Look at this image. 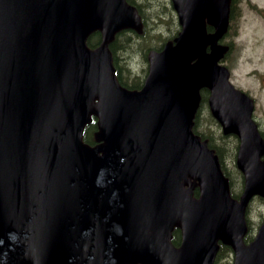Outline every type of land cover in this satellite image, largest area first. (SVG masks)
Listing matches in <instances>:
<instances>
[{"label": "water", "instance_id": "1", "mask_svg": "<svg viewBox=\"0 0 264 264\" xmlns=\"http://www.w3.org/2000/svg\"><path fill=\"white\" fill-rule=\"evenodd\" d=\"M170 1L181 31L129 90L107 47L141 30L126 0H0V264H213L219 243L233 264H264V222L242 239L249 201L264 198V139L252 99L219 64L231 0ZM201 89L239 140V200L191 130ZM91 115L96 146L82 141Z\"/></svg>", "mask_w": 264, "mask_h": 264}, {"label": "rangeland", "instance_id": "2", "mask_svg": "<svg viewBox=\"0 0 264 264\" xmlns=\"http://www.w3.org/2000/svg\"><path fill=\"white\" fill-rule=\"evenodd\" d=\"M137 2L142 4L147 24L152 30V37L148 41L150 47L148 54L151 48L163 45L168 40L167 37L174 36L178 31V24L169 0H137ZM152 7L154 9L150 10ZM156 13L160 14V18L152 19V15ZM234 18L236 35L225 39L224 42H230L232 47L221 63L230 72V83L253 99L252 118L264 135V0H237ZM137 46L134 44L132 47L135 51L133 54L125 51L120 55L122 57L129 55L131 72L143 78L145 73L142 71L146 66L143 57L137 52ZM205 117H207V109L203 108L200 119ZM200 129L206 132L211 131L214 138L220 131L215 126L208 128L206 125H202ZM228 142L229 138H226L224 142L215 139L214 144L220 148L221 156L229 167L231 164L228 161L230 156ZM233 179L234 189L237 190L238 176L236 175ZM245 218L249 232L254 236L257 226L264 220V202L258 198L253 199L248 205Z\"/></svg>", "mask_w": 264, "mask_h": 264}, {"label": "trees", "instance_id": "3", "mask_svg": "<svg viewBox=\"0 0 264 264\" xmlns=\"http://www.w3.org/2000/svg\"><path fill=\"white\" fill-rule=\"evenodd\" d=\"M130 4L134 5L136 9L138 10V13L141 17L142 21V31L140 34H135L133 31H121L118 32L113 41L109 44V49L111 51L112 56V64L114 67V74L120 83L121 86L128 88V89H139L142 86L144 76L147 72V52L150 49L148 46V41L152 37V30L150 28V25L147 24V18L143 11V6L141 3H138L137 0H127ZM237 0H232L230 5V25L227 33L225 34V39L230 37L233 38L236 35L235 31V18H234V8ZM153 10L154 7L150 8V10ZM172 10V9H171ZM152 19H159L160 14L156 13L155 15H152ZM125 35V36H124ZM173 36L167 37L168 39H171ZM122 38V40H121ZM100 42V34L98 32L92 33L88 39L87 44L89 47L93 48L97 46ZM134 44H137V49L139 54L143 57L145 61L146 68L142 71L145 73V75L142 77H139L131 72V69L129 68V55H125L122 57L120 54H123L125 51L128 53H134L135 51L132 50V47ZM229 46L232 44L229 42ZM158 47H153L151 49H156ZM126 73H125V72ZM201 100L200 105L198 107V110L195 113V116L193 118L192 123V131L193 133L200 136L202 140H206L207 145L209 148L214 150V153L218 156L220 168L224 174V176L228 179L229 182V190L230 195L233 198H237L239 191H235L234 189V177L238 176V183L239 187L242 185V177H240V172L236 169L234 164L235 154L238 149V140L235 136H223L222 133L219 131L216 138L213 137L212 132L200 129L202 125H206L208 128L211 126H215L216 128L220 129L217 122L212 118L208 107H207V99H208V92L207 90H201ZM203 108L207 109V117L200 119V114ZM97 132V120L95 117H91L90 122H88L82 133V140L90 145L97 144V141L95 140V133ZM226 138H229L228 142V150L230 151V156H228V161L231 164L229 167L226 166L225 160L221 156L220 148L217 147L214 144L215 139L221 140V142H224ZM242 187V186H241ZM199 190L198 187L195 186L193 189V195L198 196ZM252 239V235L250 232H248L244 237V242L248 243ZM171 242L178 246L180 243V229L178 226H175L171 233ZM232 251L231 248L228 246H224L222 244H219V248L217 251V254L215 256L213 264H232Z\"/></svg>", "mask_w": 264, "mask_h": 264}, {"label": "flooded vegetation", "instance_id": "4", "mask_svg": "<svg viewBox=\"0 0 264 264\" xmlns=\"http://www.w3.org/2000/svg\"><path fill=\"white\" fill-rule=\"evenodd\" d=\"M257 198V197H256ZM261 202H264V201H261Z\"/></svg>", "mask_w": 264, "mask_h": 264}]
</instances>
